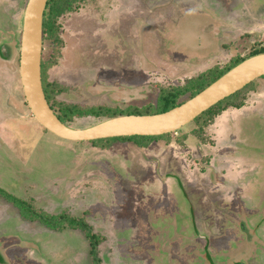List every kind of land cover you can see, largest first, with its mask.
<instances>
[{
  "label": "rangeland",
  "instance_id": "rangeland-1",
  "mask_svg": "<svg viewBox=\"0 0 264 264\" xmlns=\"http://www.w3.org/2000/svg\"><path fill=\"white\" fill-rule=\"evenodd\" d=\"M51 2L41 75L56 90L54 105L117 117L151 113L160 94L208 83L213 72L264 47V0ZM26 3L0 0L4 264H94L87 240L83 246L81 233L64 220L71 217H86L100 236V264H209L207 252L213 264H231L239 224L249 232L264 220V77L226 101L228 114L201 118L146 147L64 141L43 131L21 91ZM97 122L78 118L70 127ZM29 209L56 229L26 220ZM191 228L201 237L189 235L187 247L181 233ZM252 247L249 263L262 264L264 242Z\"/></svg>",
  "mask_w": 264,
  "mask_h": 264
},
{
  "label": "water",
  "instance_id": "water-1",
  "mask_svg": "<svg viewBox=\"0 0 264 264\" xmlns=\"http://www.w3.org/2000/svg\"><path fill=\"white\" fill-rule=\"evenodd\" d=\"M47 1L27 0L25 5L19 45L18 75L25 103L33 118L44 130L61 140L92 142L135 136L158 137L174 133L217 103L264 77V54H258L243 60L194 97L167 112L119 116L86 129H72L57 118L47 103L43 91L42 23Z\"/></svg>",
  "mask_w": 264,
  "mask_h": 264
},
{
  "label": "trees",
  "instance_id": "trees-1",
  "mask_svg": "<svg viewBox=\"0 0 264 264\" xmlns=\"http://www.w3.org/2000/svg\"><path fill=\"white\" fill-rule=\"evenodd\" d=\"M50 1L51 0H49L48 3L46 4L44 16H43L42 35L46 34L47 32L48 33L52 32V24L50 22V14L52 12ZM3 50L5 51V48ZM258 54H264V47L253 49L251 52H249L245 56L237 58L234 62H232L230 65H228L224 70L219 71L216 74H214V72H213L211 74L210 79L208 80L209 81L208 83L193 85L189 89H177L175 91L164 92V93L160 94L157 98L156 105L154 106L155 108L151 113L150 112H144V113L133 112V113L127 114V115H153V114H161V113L167 112V111L173 109L174 107L181 105L186 100L194 97L196 94L201 92L204 88H206L208 85H210L212 82L217 80L219 77H221L223 74H225L227 71H229L231 68H233L234 66H236L237 64H239L243 60H245L249 57L258 55ZM41 71H42V64H41ZM43 91H44L45 99H46L47 103L49 104L50 108L52 109V111L54 112V114L57 116V118L63 124L67 125L68 127H70V125L74 119L92 117V118L98 119L97 123H100V122L105 121L107 119L115 118V117H117L116 115L118 114V113H114V112H110V111H104V113H100L97 110L80 109L74 105H72L71 107H68L64 104H63L64 106L61 105L62 103L54 105V99H56V94H57L56 90L50 89L47 84L44 85V83H43ZM238 92H236L235 94H237ZM232 96H230V97L224 99L223 101L217 103L216 105H214L213 107H211L210 109H208L207 111H205L204 113H202L201 115L196 117L192 122H190L186 126L191 125V124H195L201 118H207L209 120L216 118V116L220 115V113L226 111V109L228 108V106H227L228 102H226V101L229 98H231ZM120 115H122V114H120ZM181 129H183V128H181ZM181 129L178 131L180 132ZM43 131L47 132L44 129H43ZM178 131H176V132H178ZM164 136H166V135L158 136V137H137V136H135V137H128V138H112V139L92 141L90 143L103 142V143L107 144V143H111L114 141H129V142H133L134 144H136L139 147H146V142H148V140H152V139L153 140H159L160 138H163ZM2 193L4 194V192L0 191V194H2ZM4 196H6V195H4ZM26 214H28V215H26ZM26 214H25L26 220H28V221H35L36 220V221L41 222L42 224L44 222L45 226H49L50 228L56 229L57 225H54L52 222L50 223V221H47V219H46V221L43 220L42 217L38 216V214H40L39 212L32 211L29 209ZM56 217H58V216H56ZM59 218H62V216H59ZM41 220H43V222ZM64 220L68 221V223L70 224L71 227H75V229H77V230L79 229L84 233V235H85V237L88 240L89 245H90V251H89L90 256L94 260V264H99V261L97 260V256H96L95 251H96L98 244L101 242L100 236L95 235L92 232L89 224H87L86 221L84 222L83 220H80V222H78L77 220H75V218H72V217L69 219L64 218ZM52 221H53V219H52ZM54 221H55L54 223H57V220L54 219ZM58 223L61 224L62 227L63 226H69V224H67L65 222H59L58 221ZM2 262H3V259L0 257V263H2Z\"/></svg>",
  "mask_w": 264,
  "mask_h": 264
},
{
  "label": "flooded vegetation",
  "instance_id": "flooded-vegetation-1",
  "mask_svg": "<svg viewBox=\"0 0 264 264\" xmlns=\"http://www.w3.org/2000/svg\"><path fill=\"white\" fill-rule=\"evenodd\" d=\"M49 1V0H48ZM48 1H47V3H48ZM51 2V1H50ZM52 3V2H51ZM112 40V39H111ZM107 43V45H110L111 46V44H109V43H112V41H108V42H106ZM4 48H3V46H0V55L2 56V58L5 56V54H4V50H3ZM41 79H42V75H41ZM42 85H43V82H42ZM121 93H123V92H121ZM118 100H120V102L122 103L123 101H124V99L123 98H119ZM113 109H115V108H113ZM225 113L226 114H228L229 112L227 111H225ZM85 221H86V217H85ZM88 221V220H87ZM264 222V220L263 221H259L249 232H248V229H245L244 227H243V225L242 224H239V230H240V234L242 235V237H239L238 239H237V242L236 243H234V245H233V247H235V248H237L236 249V251L234 252V254H232L231 256L234 258L232 261V263L231 264H251V263H249V262H252V261H254V258H255V255H253L252 257H251V255L252 254H254L253 252L255 251V248H253L252 247V245L253 246H257L258 244L259 245H262V242H264V234L263 233H261L262 235L260 236V234H259V232H260V228H261V224ZM261 223V224H260ZM78 231L81 233V237H82V239H83V241H82V244L84 243V241H85V239H86V237H85V235H84V233L81 231V230H79L78 229ZM192 234V236H194V234L196 235L195 237L196 238H199V237H201V236H199L197 233H196V229L194 228V229H192L191 228V232L189 233V234H186V232H184V233H181V235H183V237H182V239H183V245L184 246H187V247H192L191 246V244L190 243H188L190 240H191V236H189V235H191ZM187 238H188V242H186V240H187ZM241 238H242V241H241ZM87 240V239H86ZM101 243V242H100ZM99 243V244H100ZM99 244H98V246H99ZM87 245H88V247H89V250H90V245H89V242H88V240H87ZM83 246H85V243L83 244ZM98 246H97V248H96V251H95V253H96V256H97V250H98ZM205 246H206V244H205ZM204 246V247H205ZM232 249V248H231ZM235 250V249H234ZM194 253V252H193ZM196 253V252H195ZM194 253V254H195ZM189 254V253H188ZM190 256V255H189ZM203 256H204V254H203ZM224 257V256H223ZM254 257V258H253ZM202 259V258H201ZM210 259H211V256L209 255V253L207 252V253H205V257H204V259L203 260H205V261H207L209 264H213L211 261H210ZM225 259H229V257H225L224 258V260ZM230 259H232V258H230ZM97 260L99 261V259H98V257H97ZM230 261V260H229ZM243 261H245V262H243ZM5 262H4V260H3V262L2 263H0V264H4ZM21 263H25L23 260H22V262ZM264 263V261L262 262V264ZM100 264V263H99Z\"/></svg>",
  "mask_w": 264,
  "mask_h": 264
}]
</instances>
